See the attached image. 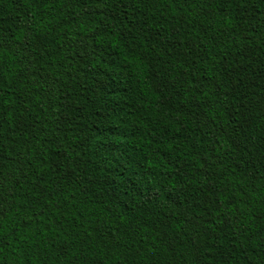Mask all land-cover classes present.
Masks as SVG:
<instances>
[{"label": "trees", "instance_id": "1", "mask_svg": "<svg viewBox=\"0 0 264 264\" xmlns=\"http://www.w3.org/2000/svg\"><path fill=\"white\" fill-rule=\"evenodd\" d=\"M0 264H264V0H0Z\"/></svg>", "mask_w": 264, "mask_h": 264}]
</instances>
